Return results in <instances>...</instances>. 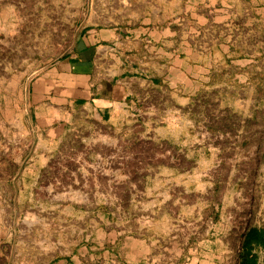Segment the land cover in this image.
Segmentation results:
<instances>
[{"label":"crops","instance_id":"1","mask_svg":"<svg viewBox=\"0 0 264 264\" xmlns=\"http://www.w3.org/2000/svg\"><path fill=\"white\" fill-rule=\"evenodd\" d=\"M161 1L98 4L144 13L80 25L66 57L0 78V155L30 157L17 185L30 181L31 202L45 193L66 227L60 240L71 233L42 264H240L243 244L231 255L224 219L242 163L215 121L246 103L224 102L226 88H243L245 55L216 27L260 24L264 0H178L172 22L148 13ZM57 165L60 180L49 177ZM250 233L251 260L264 264L261 232Z\"/></svg>","mask_w":264,"mask_h":264},{"label":"rangeland","instance_id":"2","mask_svg":"<svg viewBox=\"0 0 264 264\" xmlns=\"http://www.w3.org/2000/svg\"><path fill=\"white\" fill-rule=\"evenodd\" d=\"M134 1L140 2L0 0V78L9 79L15 74L31 77L62 59L71 52L80 25L109 24L110 15L116 14L118 20L125 21L130 14L144 13L115 12L97 7L98 4ZM163 4V10H150L148 13L172 22L180 12L181 2L164 0ZM256 19L253 16L245 20L237 17L232 19L230 26L216 27L220 35L232 37L234 41L239 38L237 47L245 55L242 61L243 88H226L224 102L246 103L228 107L223 117L215 121L222 133L230 134L229 138L225 136L222 139V145L228 148L230 156H239L243 170L239 196L230 198L225 205L224 224L228 242L233 249L231 255L238 254L250 231L262 232L264 236V17L260 24ZM215 99H219L218 96L211 95L210 102H215ZM15 159L11 155H0V264H42L52 252H64L67 249L71 242L70 229L69 232L65 231V235L69 233L66 240L65 235L63 241L60 240L65 226L59 220L53 221L48 215L52 204L46 202L45 193H40L39 202L29 201L30 181L26 183L27 188L17 184L20 166L28 165L30 157L22 160V164ZM67 164L70 168H76L75 161L68 160ZM49 177L60 180L58 165L50 171ZM72 181V178L67 180L69 185ZM84 183L85 193H91L92 181L85 179ZM21 189L25 193L22 199L19 197ZM261 244H264V237Z\"/></svg>","mask_w":264,"mask_h":264},{"label":"trees","instance_id":"3","mask_svg":"<svg viewBox=\"0 0 264 264\" xmlns=\"http://www.w3.org/2000/svg\"><path fill=\"white\" fill-rule=\"evenodd\" d=\"M66 57V56H65ZM64 58V57H63ZM260 241L263 240V234L259 235ZM258 242V236L255 233H250L246 236V240L243 243V249L240 251L239 258L240 264H255L253 260H251V251L247 248L250 243Z\"/></svg>","mask_w":264,"mask_h":264}]
</instances>
